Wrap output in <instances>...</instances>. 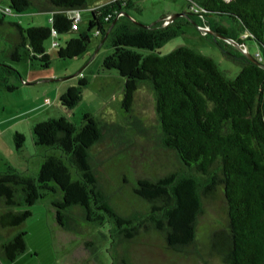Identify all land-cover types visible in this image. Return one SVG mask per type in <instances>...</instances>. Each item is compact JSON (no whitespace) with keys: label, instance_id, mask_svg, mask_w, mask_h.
<instances>
[{"label":"trees","instance_id":"1","mask_svg":"<svg viewBox=\"0 0 264 264\" xmlns=\"http://www.w3.org/2000/svg\"><path fill=\"white\" fill-rule=\"evenodd\" d=\"M87 3L9 0L11 15L37 8L53 13V25L24 27L7 22L11 15L0 14V27H11L17 34L9 36L11 47L0 48V87L10 92L16 89L8 84L9 77L19 72L8 60L37 62L48 68L52 56L46 42L53 31L59 35L73 30L75 21L70 11L86 9ZM135 3L108 1L93 9L87 30L60 45L58 56H82L89 49L93 33L104 40L118 19L106 38L112 52L104 59L103 68L124 78L123 106L128 112L140 84L148 82L154 94L162 144L177 155L182 168L142 178L134 194L144 209L126 217L114 206L97 175L91 150L103 139L104 130L95 116L85 114L81 125L67 116L39 123L32 129L36 145L55 153L48 157L38 178L11 166L0 172V255L15 261L27 249L26 232L16 229L32 211L17 212L14 208L33 206L49 193L55 196L58 188L62 196L55 198L53 206L62 226L73 223L74 209L85 221L101 222L109 216L119 226L116 233L120 243L132 242L153 231L163 236L166 250L180 254L195 245L206 205L221 196L227 226L211 235V255L222 264H264V0H190L192 12H185L188 16L168 24L165 21L170 15L165 16L149 26L129 16L126 8ZM225 19L230 21V27L222 23ZM190 20L236 43L253 41L259 53L251 55L253 60L241 56L243 68L235 79L228 78L212 57L191 47L181 46L161 54L160 49L183 34ZM88 82L84 78L80 86L70 87L61 95L60 107L64 111L80 103L82 87ZM24 139L23 134H15L18 148ZM121 263L128 264L125 259Z\"/></svg>","mask_w":264,"mask_h":264},{"label":"rangeland","instance_id":"2","mask_svg":"<svg viewBox=\"0 0 264 264\" xmlns=\"http://www.w3.org/2000/svg\"><path fill=\"white\" fill-rule=\"evenodd\" d=\"M135 1V5L126 8V11L132 20L146 26L158 22L164 15L192 12L190 0ZM87 2V8L80 10L81 31L87 30L93 7L102 6L100 0ZM0 6L8 7L9 0H0ZM52 18V12L30 8L24 14L8 16L6 21L20 23L24 27H52ZM169 22L167 19L165 24ZM222 23L230 27L229 20L225 19ZM11 29L0 27L1 49L12 46L10 35H7L12 32ZM211 32L210 27H198L190 20L183 34L168 41L160 52L167 55L181 46L191 47L212 57L228 78L235 79L243 68L241 56H247L248 53L256 56L259 53L258 46L250 40L246 44H239L234 40L216 37ZM79 33H61L46 42L47 51L52 55V63L48 68H42L37 62L8 60V64L19 73L9 77L8 84L16 88L14 91L0 87V132L1 129L5 131L4 138L0 139V156H4L3 160L0 157V172L12 166L20 171L27 170L29 176L38 178L48 157L55 152L36 145L32 133L34 126L62 116L81 125L83 116L92 114L104 130L103 139L91 150L97 175L114 206L122 215L129 217L135 211L144 209L134 194V188L142 178L178 171L182 165L177 155L162 144L154 94L148 82L140 84L130 112L123 106L124 78L116 71L103 68L104 59L112 52L110 40L102 43L101 37L97 38L94 32L85 54L74 59L59 58V48L53 47L54 41L64 46L78 37ZM216 39L223 41L226 46H221ZM29 67L39 69L41 75L55 73L58 76L43 80L63 81L32 84L26 79ZM84 78L89 82L82 87L80 103L68 112L61 108V113L57 114V108L51 107V103L59 105L57 100L61 96L56 97V89L63 85L80 86ZM17 132L25 137L20 148L14 140ZM72 174L75 177L74 170ZM60 195L62 192L57 188L55 196L49 193L33 206L14 208L17 212L26 209L32 211L26 222L16 229V232H26L27 249L15 261L0 255V264H122L123 259L128 264H222L219 258L211 255L209 242L215 231L227 226L226 205L221 196L206 205V211L199 219L195 245L187 253L180 254L166 250L163 236L153 231L138 236L132 242L120 243V236L116 233L119 226L109 216L101 222L85 221L80 218L81 212L74 209L71 212L73 223L62 226L53 206L55 198ZM90 242H93L92 245Z\"/></svg>","mask_w":264,"mask_h":264},{"label":"crops","instance_id":"3","mask_svg":"<svg viewBox=\"0 0 264 264\" xmlns=\"http://www.w3.org/2000/svg\"><path fill=\"white\" fill-rule=\"evenodd\" d=\"M99 1V0H98ZM106 1L107 0H100V2L102 3H100V5H103V4H105L106 3ZM99 5V6H100ZM93 9H96V7H93ZM165 16H169V15H164L163 17H165ZM81 19H82V16H81ZM3 28H5V27H3ZM1 31V30H0ZM11 31L12 32H9V33H7V35L9 34H12V35H14V36H16L17 34L15 33L16 31H14V29L12 28L11 29ZM71 31H73V32H80L81 31V27H80V24H79V30H77V31H75V30H71ZM4 33V32H3ZM1 34V35H4V34ZM6 34V33H5ZM8 35V36H9ZM96 37L97 38H99V37H101V35L100 34H98L97 33V35H96ZM55 42V41H54ZM58 42V41H57ZM102 43H103V40H102ZM60 44V43H59ZM102 46H103V44H101ZM53 47L54 48H58V47H55V45L53 44ZM52 56V55H51ZM28 64V63H27ZM28 66H29V64H28ZM30 69H27V77L28 78H26V79H28L29 81H31L32 82V84H34V83H40V82H49V81H46V80H43V79H45V78H47V77H53V78H55V77H58L55 73H53V75H41V73H40V71H39V69H37V68H34V67H29ZM35 75V76H34ZM27 80V81H28ZM49 80V79H48ZM34 81V82H33ZM59 81H63V80H59ZM59 81H53V82H59ZM26 83H28V82H26ZM31 85V84H30ZM70 87H72L71 85H63V86H61V87H59L58 89H56V91H55V95H56V97L58 98V97H60L61 95H63L64 93H66V91L70 88ZM49 92V91H48ZM50 93V92H49ZM51 102H52V100H51ZM57 103L59 104V105H54V104H52L51 103V107H56L57 108V114L58 113H61L60 112V109H61V107H60V100L58 101L57 100ZM48 107V106H47ZM12 129H10V131H11ZM4 136H5V131H4V129H1V132H0V139L2 140L3 138H4ZM11 147V149L13 148L12 146H10ZM2 159L1 160H3L4 159V156L3 155H1L0 156ZM12 167V166H11ZM14 168V167H13ZM16 170H18L17 168H15ZM20 171V170H19ZM24 171H27V170H24Z\"/></svg>","mask_w":264,"mask_h":264},{"label":"built area","instance_id":"4","mask_svg":"<svg viewBox=\"0 0 264 264\" xmlns=\"http://www.w3.org/2000/svg\"><path fill=\"white\" fill-rule=\"evenodd\" d=\"M110 3L115 2L116 0H108ZM12 10L11 8L8 6L6 8H3L0 6V14H4V15H11L12 14ZM71 15V17L74 19L75 24L73 25V30L77 31L79 30V22L81 21V15H80V11L75 10V11H70L69 13ZM109 18L107 17L106 20H108ZM53 36H58L57 31H53ZM55 47H59L60 44L59 42L55 41L54 42Z\"/></svg>","mask_w":264,"mask_h":264},{"label":"water","instance_id":"5","mask_svg":"<svg viewBox=\"0 0 264 264\" xmlns=\"http://www.w3.org/2000/svg\"><path fill=\"white\" fill-rule=\"evenodd\" d=\"M125 15H127V14H125ZM180 16H188V15H186L185 13H181V14H177V15H176V14H175V15H171V16H169L168 18L170 19V22H172V21H174L177 17H180ZM117 21H118V19H116V20L114 21V23L109 27L108 33H107L106 37L104 38L103 42H104V41L106 40V38L108 37L110 31L113 29V27L115 26V24L117 23ZM211 33H212L213 35H216V37H222V38H224L223 35L218 34V33H216V32H211ZM246 57H247L248 59H250V60H253V57L251 56L250 53H248ZM261 65H263V64H261ZM59 80H61V79H49V80H46V81L53 82V81H59Z\"/></svg>","mask_w":264,"mask_h":264},{"label":"bare ground","instance_id":"6","mask_svg":"<svg viewBox=\"0 0 264 264\" xmlns=\"http://www.w3.org/2000/svg\"><path fill=\"white\" fill-rule=\"evenodd\" d=\"M123 16V15H122ZM171 16V15H170ZM166 19H168V20H170L168 17L166 18ZM170 23V22H169Z\"/></svg>","mask_w":264,"mask_h":264},{"label":"clouds","instance_id":"7","mask_svg":"<svg viewBox=\"0 0 264 264\" xmlns=\"http://www.w3.org/2000/svg\"><path fill=\"white\" fill-rule=\"evenodd\" d=\"M108 2V1H107ZM79 11V10H78ZM167 20V19H166ZM168 24V23H167Z\"/></svg>","mask_w":264,"mask_h":264}]
</instances>
